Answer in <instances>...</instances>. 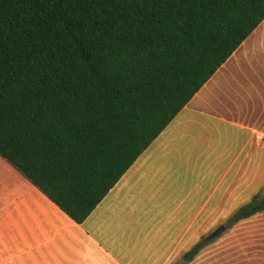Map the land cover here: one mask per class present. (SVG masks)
Segmentation results:
<instances>
[{"label": "trees", "instance_id": "obj_1", "mask_svg": "<svg viewBox=\"0 0 264 264\" xmlns=\"http://www.w3.org/2000/svg\"><path fill=\"white\" fill-rule=\"evenodd\" d=\"M263 21L264 0H0V156L83 224Z\"/></svg>", "mask_w": 264, "mask_h": 264}, {"label": "crops", "instance_id": "obj_2", "mask_svg": "<svg viewBox=\"0 0 264 264\" xmlns=\"http://www.w3.org/2000/svg\"><path fill=\"white\" fill-rule=\"evenodd\" d=\"M258 134L264 137V21L83 224L0 156V264L181 262L259 195L264 139L261 145ZM211 246L188 264H199ZM227 252L203 264L243 263L237 252L228 262Z\"/></svg>", "mask_w": 264, "mask_h": 264}, {"label": "rangeland", "instance_id": "obj_3", "mask_svg": "<svg viewBox=\"0 0 264 264\" xmlns=\"http://www.w3.org/2000/svg\"><path fill=\"white\" fill-rule=\"evenodd\" d=\"M261 185L259 199L264 198V183ZM226 224L227 222L221 223V225ZM218 228L213 229L212 233ZM211 245L210 254L218 258L217 261L220 259L219 252L226 249L228 262L233 261V257L236 256L234 252H237L242 264H264V212L227 229L221 237L213 239ZM210 254L202 256L198 263L203 264L204 261H208Z\"/></svg>", "mask_w": 264, "mask_h": 264}, {"label": "water", "instance_id": "obj_4", "mask_svg": "<svg viewBox=\"0 0 264 264\" xmlns=\"http://www.w3.org/2000/svg\"><path fill=\"white\" fill-rule=\"evenodd\" d=\"M263 202H264V198H263ZM227 230L225 225H221L209 238L208 240H213L216 239L218 237H220L223 233H225V231Z\"/></svg>", "mask_w": 264, "mask_h": 264}, {"label": "built area", "instance_id": "obj_5", "mask_svg": "<svg viewBox=\"0 0 264 264\" xmlns=\"http://www.w3.org/2000/svg\"><path fill=\"white\" fill-rule=\"evenodd\" d=\"M256 139H257V141L262 145V143H263V139H264L263 135H262V134H258V135H256Z\"/></svg>", "mask_w": 264, "mask_h": 264}]
</instances>
